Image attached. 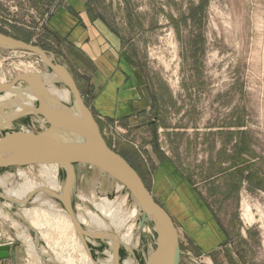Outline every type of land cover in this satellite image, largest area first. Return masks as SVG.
<instances>
[{
  "label": "rangeland",
  "instance_id": "rangeland-1",
  "mask_svg": "<svg viewBox=\"0 0 264 264\" xmlns=\"http://www.w3.org/2000/svg\"><path fill=\"white\" fill-rule=\"evenodd\" d=\"M67 13L106 20L122 39L126 53L151 77L163 102L158 118L137 129L121 123L101 124L89 98L83 96L106 141L113 149L130 151L131 162L153 196V162L145 145H153L162 162L175 158L189 174L185 179L203 192L238 244L243 239L240 264H264V0H0V29L41 46L67 64L77 80L74 50L60 39L55 27L56 18ZM27 72L49 70L33 52L0 47V82H11ZM22 121L18 120L19 125ZM33 127L42 131L37 124ZM33 165L1 169L0 175L13 174L10 186L26 179L44 182L48 170L42 164ZM19 170L26 173L24 178L17 174ZM76 172L77 193L86 196L73 195L76 210L97 212L94 204L105 198L128 214L138 207L128 190L118 188V182L101 170L76 165ZM13 200L9 210L0 203V245L19 248L20 264H88L91 257L105 258L110 238L104 242L98 238L99 244H88V248L60 201L63 210L29 199L20 200L22 205ZM245 201L252 208L251 222L244 219ZM25 208L32 210L31 223L23 218ZM172 219L180 237L179 225ZM141 220L138 213L120 232L111 229L113 237L130 230L137 261L133 264H146L156 248L154 229H142ZM34 233L48 255L28 251L21 235ZM117 249V264H124L130 250L123 243ZM183 249L181 244V264H198ZM197 258L202 264H217Z\"/></svg>",
  "mask_w": 264,
  "mask_h": 264
},
{
  "label": "crops",
  "instance_id": "crops-1",
  "mask_svg": "<svg viewBox=\"0 0 264 264\" xmlns=\"http://www.w3.org/2000/svg\"><path fill=\"white\" fill-rule=\"evenodd\" d=\"M56 23L55 27L75 46L72 58L79 74L76 82L101 124L121 123L138 129L158 118V107L163 102L157 87L126 53L122 39L106 20L67 13L58 16ZM154 148L145 145L153 162L155 193L179 225L183 252L198 264L197 256H203L205 263H242L239 254L245 252L243 239L238 244L237 236L203 192L185 179L189 174L177 165L175 158L162 162ZM21 256L18 248L16 259L3 258L0 264H20Z\"/></svg>",
  "mask_w": 264,
  "mask_h": 264
},
{
  "label": "water",
  "instance_id": "water-1",
  "mask_svg": "<svg viewBox=\"0 0 264 264\" xmlns=\"http://www.w3.org/2000/svg\"><path fill=\"white\" fill-rule=\"evenodd\" d=\"M0 47L27 50L39 55L48 70L57 74L55 82L65 84L70 89L79 110L78 114H74L63 103L56 100L48 90L47 83L42 81L40 74L27 72L17 75L11 82H0V93L16 92L19 83L24 85L16 102L3 110L7 118L9 113L13 114L27 99V96H24L25 93L30 92L35 100L40 101L43 112L50 121V125L45 130L30 137L17 140L1 137L0 168L33 164L62 166L66 176V189L59 199L82 238L94 235L87 232L77 221L73 208L72 197L77 193L76 165L85 164L101 170L122 184L134 198L142 211L141 226L147 222L154 227L157 235L156 248L146 264H181L182 250L179 233L172 217L156 201L140 173L108 144L69 68L50 60L47 56L48 52L41 46L1 31ZM25 116V113L13 116L11 122ZM0 197L4 195L0 193ZM15 202L17 205H22L17 200ZM96 235L98 237V234ZM84 243L89 248L85 240ZM115 252L117 253L118 249ZM10 257L16 259V249L9 244L0 245V259Z\"/></svg>",
  "mask_w": 264,
  "mask_h": 264
},
{
  "label": "bare ground",
  "instance_id": "bare-ground-1",
  "mask_svg": "<svg viewBox=\"0 0 264 264\" xmlns=\"http://www.w3.org/2000/svg\"><path fill=\"white\" fill-rule=\"evenodd\" d=\"M47 54H48L47 56L49 57V59L52 60L53 62L67 67V65L64 64L63 62L55 60V56L53 54L51 53H47ZM40 76L42 78V81L47 83L48 90L51 92V94L54 96L56 100L63 103L72 113L74 114L79 113L77 104L73 98V95L71 94L70 89L65 84L55 82V79L58 77L55 72L49 71L45 74H40ZM23 88H24V85L22 83H19L16 89L17 91L19 90V92L8 91L5 93H0V133H1V137L5 139L7 138V140H10V139L17 140L19 138L22 139V138L30 137L32 135L39 134L41 131L37 132L34 130V127H33L36 124L40 128H42V130H45L50 125L49 118L43 112V108H42L40 101L35 100V97H33L30 92L25 93L26 95L24 96H27V99L24 101V103L21 106H19L13 112V114L9 113L8 118H7V114L6 113L4 114L3 110L5 109V107H8L9 105L16 102ZM24 113L26 114V116L23 117V121L20 122V125L18 122L19 119L11 122V120L13 119V116L21 115ZM2 116L5 118H3ZM79 165H85V164H79ZM42 166L43 168L48 170L49 175H50V176L48 175L47 179H45L44 182L42 183L32 181L31 179L30 180L26 179L24 183L19 184L18 186H10L9 181L13 174L9 173V174L0 175V193L4 195V197H1L2 199L0 198V203L2 204L3 207L7 208L8 210L12 208L14 205L13 199L19 202L20 200L23 201L25 199H29L30 201L32 200L34 202H38L39 204L43 206L51 207V209L52 208H55L58 210L62 209L59 206V202H58L60 201L59 198L62 196L64 190L66 189V181L63 178L64 171L62 169V166L57 165V164H42ZM19 167L22 168L23 166H19ZM1 169L6 170L10 168H0V170ZM17 174L23 176V178L24 176H26V173L20 170ZM117 186L120 189L124 187L120 183H117ZM78 195L80 198L86 199V196H84L83 194L76 193V197H78ZM32 196L34 197L31 199ZM243 204L244 205L242 206H244L243 207L244 208L243 215L245 217L244 219H246L248 222L249 221L251 222V220L253 219L252 208L247 201H245ZM119 205L116 204L115 201H110L106 198L102 199L101 202H97L94 204V207L96 208L97 212L86 210L84 208H81V209L77 208L76 210L75 206L73 205V208L75 210V214L77 217V221L87 230V232L94 235L93 237H89V236L83 237L84 240L88 244L97 246L99 244L97 240L98 238H100L99 240L101 242H104L105 239H107V237L110 238V242H109L110 247L106 252H104V254H106L105 258L100 259L98 261L95 258L91 257V259H89L88 261V264H117V259H119L120 257V254L118 252L117 253L115 252L117 249L116 246L118 243L119 244L123 243L124 246L129 248L130 250V256L128 259L124 261L125 262L124 264L135 263L136 260L134 258L135 254H134V249H133L134 247L132 246L133 244H132V236H131L130 230H128L127 234L123 236H119L120 237L119 238L118 236L115 237V235L113 237V233H111L112 232L111 229H116L117 231L120 232V230L126 225V223L128 222L130 218L138 217V213H140L142 216V211L138 205L137 208L135 207V209H133L128 214L122 211ZM52 212L54 213V210ZM22 213H23L24 220L26 219L30 223L33 221L31 209L25 208L22 211ZM68 216L69 215H67V217ZM69 218L70 217H68V219ZM69 222L73 224V221L71 220V218L69 219ZM25 226L29 229V231L32 230V227H30L29 224H25ZM73 227L75 229L74 224H73ZM153 228L154 227L151 226V224L147 222L144 226H142V229L147 230L148 232H151ZM23 234L21 235V238H23L28 243L26 244L28 245L27 248L29 252L35 255H39L38 254L39 252H42V253L46 252L44 255L45 256L48 255L47 254L48 251L47 250L43 251V249L39 245V240L37 239L38 235H36L35 233L33 235H23ZM96 234H98V237ZM82 243H84L83 240H82ZM47 248H49V246ZM55 258L58 259L57 257ZM47 261H53V260L51 258V259H48Z\"/></svg>",
  "mask_w": 264,
  "mask_h": 264
},
{
  "label": "flooded vegetation",
  "instance_id": "flooded-vegetation-1",
  "mask_svg": "<svg viewBox=\"0 0 264 264\" xmlns=\"http://www.w3.org/2000/svg\"><path fill=\"white\" fill-rule=\"evenodd\" d=\"M57 33H58L60 39L63 40V42H65V43H66L69 47H71L72 49L75 48V46H73V44L69 41L68 37L65 36L64 34H62V33L59 31V29H57ZM138 171H139L141 177L143 178V180H144V182H145V178H144V176L142 175V173L140 172L139 169H138ZM145 184H146V182H145ZM154 198L156 199L157 202L159 201V202L161 203V205L167 210V212L172 216V214L169 212V210H168V208L166 207V205H165L162 201H160V199L157 197L156 193H155V195H154ZM172 217H173V216H172Z\"/></svg>",
  "mask_w": 264,
  "mask_h": 264
},
{
  "label": "trees",
  "instance_id": "trees-1",
  "mask_svg": "<svg viewBox=\"0 0 264 264\" xmlns=\"http://www.w3.org/2000/svg\"><path fill=\"white\" fill-rule=\"evenodd\" d=\"M0 31H2L3 33H5V31H3V30H1L0 29ZM7 34V33H6ZM25 41H27V42H30V40L29 39H27V40H25ZM109 144V143H108ZM110 145V144H109ZM111 146V145H110ZM115 151H117L118 153H120L124 158H126L128 161H129V163L138 171V169L135 167V165L131 162V160H130V151L129 150H127L128 152H124V151H121V150H118V149H114ZM132 155V154H131ZM139 172V171H138Z\"/></svg>",
  "mask_w": 264,
  "mask_h": 264
},
{
  "label": "built area",
  "instance_id": "built-area-1",
  "mask_svg": "<svg viewBox=\"0 0 264 264\" xmlns=\"http://www.w3.org/2000/svg\"><path fill=\"white\" fill-rule=\"evenodd\" d=\"M199 264H202V263L199 261Z\"/></svg>",
  "mask_w": 264,
  "mask_h": 264
}]
</instances>
